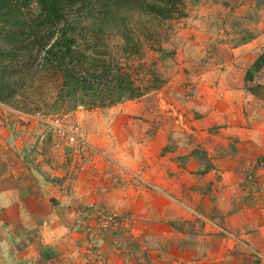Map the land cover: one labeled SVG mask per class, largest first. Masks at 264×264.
Listing matches in <instances>:
<instances>
[{
	"label": "crops",
	"instance_id": "0c3cea01",
	"mask_svg": "<svg viewBox=\"0 0 264 264\" xmlns=\"http://www.w3.org/2000/svg\"><path fill=\"white\" fill-rule=\"evenodd\" d=\"M224 27L222 41L236 39L226 50L230 62L198 68L188 85L169 80L157 91L102 108L114 132L102 147L114 162L91 160L71 182L77 163L70 149L50 141L39 149L17 115L0 116V264H97L98 256L110 264H138L137 251L146 250L169 264H264V112L242 83L264 51V29L244 43L237 33L243 27L234 30L235 38L227 20ZM190 67L196 70L191 59L177 75ZM153 94L168 105L167 118L162 113L150 128L137 117H144L141 101ZM98 110L77 115L93 126ZM250 165H256L252 182L246 178ZM135 170L161 191L131 189ZM101 205L126 218L106 236L79 226ZM187 206L205 222L193 221ZM217 225L236 233V241L224 239Z\"/></svg>",
	"mask_w": 264,
	"mask_h": 264
},
{
	"label": "trees",
	"instance_id": "16d2710c",
	"mask_svg": "<svg viewBox=\"0 0 264 264\" xmlns=\"http://www.w3.org/2000/svg\"><path fill=\"white\" fill-rule=\"evenodd\" d=\"M86 6L89 11L83 16L93 12L87 26L75 16ZM124 10L159 21L184 15L182 0H0V102L16 110L39 111L35 108L45 101L41 90L46 76L56 77L53 105L71 100V109L111 106L158 88L163 80L155 68L149 67L142 81L119 63L122 57L142 55L130 20H116ZM240 32L250 35L247 28ZM110 35L120 40L113 50L105 43ZM157 50L164 53L160 45ZM137 66L141 69L144 63ZM260 71L264 54L245 70V83ZM262 87L247 89L259 96L256 90Z\"/></svg>",
	"mask_w": 264,
	"mask_h": 264
},
{
	"label": "rangeland",
	"instance_id": "374dc122",
	"mask_svg": "<svg viewBox=\"0 0 264 264\" xmlns=\"http://www.w3.org/2000/svg\"><path fill=\"white\" fill-rule=\"evenodd\" d=\"M182 1H183L184 15H181L180 17L170 18V20L168 21H159L156 18L141 15L139 12H136L135 10H133L132 13H130L127 10H124L120 14L119 19H116V20H130L128 21V24L133 30L135 36L138 38L142 49L141 56L126 58V59L122 57L119 59V63L122 65V67L124 66L129 70H131L134 76L137 77L138 79L142 78V81H146L148 77L147 69L149 67L155 68L154 70L160 73L161 78L163 80V83L158 88L154 89L156 91L159 90L163 85H165V83H167V81L169 80L172 81L185 80L184 84L187 85L195 82L197 76H199V73H197L198 68L201 69L203 68V66L207 67L208 65H216L221 63V61L223 60H226V62H230L233 56L229 55L226 52V50L236 47L233 46V44H235L236 39H231L228 42L227 41L224 42L222 41L221 37H219V35H221V30H225L224 26L226 20L228 23V27L231 29L229 31L230 32L229 35L231 38H235L234 30L238 31L239 28L242 27L244 29L247 28L250 31V35H247V33L245 32L246 33V35L244 33L245 36H243V32H237L241 34L242 37H244L243 40L244 43L249 41L250 37L253 35L252 34L253 32L255 31L261 32L264 29V23L262 21L264 20V0H182ZM88 11H89L88 6H86V10L83 13H77L76 15L75 14L73 15H75L78 20H84L83 25L87 26L89 25L90 20H93L91 17L93 16L92 15L93 12L89 13L88 16H83V14H88ZM208 23H210V28L207 27ZM210 33H212V36L208 37V34ZM81 40L82 39H80V42ZM118 41L120 42V40H118V37L114 35H110L108 38L105 39V43L108 44L109 50L115 49L116 43ZM224 44H227L228 48L223 47L222 45ZM159 45L164 51L163 54H161V52L157 50ZM212 51L216 53L214 56L211 54L206 55V53H210ZM220 51L222 53L221 54L222 58L220 55ZM260 54H264V51L261 52ZM190 59L195 63L196 70L192 72V67H190L187 72H182V75L184 76L179 77L177 75V71H179L180 68H183V63L186 60H190ZM139 62L144 63V67L141 69H139L137 66ZM232 65L236 66V63H232ZM237 72L239 73V71ZM244 74L242 77L243 80L242 83H243V88L246 91H248L247 86H254L256 84H261L263 86L262 89L259 88L258 90H256V93L259 96L253 94L252 95L256 99L254 101L255 103L254 106L255 107L259 106L261 112H264V72L261 71L258 72L257 75L254 76L253 80L247 81V83H245ZM185 76L187 77L185 78ZM213 77L217 78V75L214 74ZM55 78L56 77H51V76L49 77L46 76L43 78L42 84L44 83V85L42 90L41 89L40 90L45 95L44 96L45 101L41 103L39 102L40 104L39 108H35V110L37 109L40 112H53V113L65 112L69 110L71 111L73 110L75 113H77L80 112L82 109L86 111H91L94 108L95 109L99 108L101 110V111L98 110L99 113L96 115L97 121L95 123L89 122L91 124H94L93 126H88V121L86 120L84 122L82 121L83 124L82 134L85 138L86 143L89 144L90 148L88 150H84L82 153L76 156L74 155L72 156L70 154L74 158V167H75V163H77L76 171L70 173L71 175L68 176L71 182L72 179L76 178L77 175H79V172H81L83 166L87 162H90L91 160L98 158L109 163L114 162L109 157L108 153L105 150V147H102L104 141L107 142L111 140V138L114 136V132L112 128L113 124L111 123L112 120L106 118L105 114L102 111V108L108 106L105 107L78 106L71 109V100H69V103L65 101L60 104L54 103L53 105L52 103L53 97L50 96L54 93V88L56 83ZM154 90H150L147 93H150L151 91ZM38 92L39 91H37V93ZM170 95L171 97H179L178 95H174L173 93H171ZM38 98H39V93H38ZM137 98H132L128 100H133ZM160 99H161L160 96L158 97L155 94H153L152 97L151 96L149 98L147 97L146 100L141 101L145 108L143 112L144 117L143 118L137 117V119H140V122L144 121L145 125H148L150 127L151 124H155L156 120H158L161 123L162 119H156V117L161 116L163 118L162 113H164L165 114L164 117L167 118V110L166 111L164 110L165 107L168 105H166V103H164ZM45 104H47L46 107H44ZM52 108H56V110ZM0 109L2 110V111L0 110V116H5L7 118L9 117L8 114H14L15 116L16 115L18 116L19 115L18 111H21L10 108L1 102H0ZM21 112H25V111H21ZM26 112H31V110L30 111L26 110ZM17 119L19 118L17 117ZM97 126H99L98 130H100V134L98 133L97 130H94L97 129ZM33 130L34 128L30 127V129L27 131H31L32 133ZM49 141L51 142V144L54 143V141L52 140ZM37 147L39 149H42V145L40 146L37 145ZM71 152L72 151L70 150V153ZM251 166L252 165H250V172L247 174L246 177L247 180H249L250 182H252V180L254 179V175H255L254 167L256 165L252 167ZM144 177L145 176L142 174L140 170L132 171L128 177L129 179L128 185L130 186L131 189H143V190L156 189L161 191L156 185L149 182ZM171 200L175 202L173 198ZM187 207L191 208L190 206ZM187 207H186V211H187ZM99 212H100V216L105 217L106 214L114 213L116 211H114L113 209H108L104 205H101V207H98V210L96 212L92 211L91 215H87L89 216V218L86 216L85 218L81 219V221H85V222L83 225L79 224V226L86 225L85 227H82L83 230L86 229L87 231H89V229H91L90 234L92 235H94L95 233L98 235L106 236L109 233L108 230L110 226L124 223L126 219L125 216L120 215L118 212H116L119 214L118 216H116L117 220H114L113 222H109L104 217H99L98 215ZM187 213L189 214L191 219L194 217L191 212L187 211ZM87 220L88 222H86ZM192 220L195 222H200V220L196 217H194ZM216 228H217V232L224 239L226 238L231 241H236L237 239L236 233H233L232 230L230 231L221 225H217ZM223 230H225L226 232H223ZM226 233H231L232 236L229 237L230 235ZM90 234H88L87 237H89ZM88 239L90 240V237ZM108 244H110L114 248V250L110 249L111 251L120 253L118 243L114 241H109L107 245ZM90 248L91 247H88V250H90ZM152 250L153 249H151V251ZM164 252H160V253H164ZM137 254H138L137 255L138 264H169V259H166L161 263L160 255H158L157 258V256L150 254L148 250H146L143 255L138 251ZM253 254L258 256V253L256 251ZM132 256L136 258L135 253L132 254ZM97 260L99 262L97 264H110L111 262L110 259L107 257L105 258L98 256Z\"/></svg>",
	"mask_w": 264,
	"mask_h": 264
},
{
	"label": "built area",
	"instance_id": "2783aa9c",
	"mask_svg": "<svg viewBox=\"0 0 264 264\" xmlns=\"http://www.w3.org/2000/svg\"><path fill=\"white\" fill-rule=\"evenodd\" d=\"M21 115L24 128L28 130L30 127L36 129V142L39 145L43 144L48 138L58 139L70 147L74 156L90 148L82 134V121L73 110L59 113L37 111L34 113H22ZM187 211L191 212L194 217L204 220L203 216L192 208L187 207ZM98 215L99 217H104L100 216V213ZM118 215L116 212L108 213L104 218L109 222H113L117 220L116 216ZM77 222H80V220H77ZM223 232L226 231L223 230ZM226 234L230 235L229 237L232 236L231 233Z\"/></svg>",
	"mask_w": 264,
	"mask_h": 264
},
{
	"label": "clouds",
	"instance_id": "9594fccd",
	"mask_svg": "<svg viewBox=\"0 0 264 264\" xmlns=\"http://www.w3.org/2000/svg\"><path fill=\"white\" fill-rule=\"evenodd\" d=\"M19 112V115H18V121L21 123V125H22V120H21V114L22 113H34V112H37V111H33V112H21V111H18ZM40 112V111H39ZM46 113H53V112H46ZM24 130H28V129H26V128H24ZM33 132H34V134H35V143H36V145H39V144H37V142H36V133H37V131H36V129H34L33 130ZM49 140H52V141H54V143H53V145H63L64 147H67V148H70L69 146H67L64 142H62V141H60V140H58V139H55V140H53L52 138H48L45 142H47V141H49ZM44 142V143H45ZM43 143V144H44ZM40 145H42V144H40ZM39 145V146H40ZM71 150V149H70ZM194 210V209H193ZM196 211V210H195ZM197 212V211H196ZM199 213V212H198ZM201 214V213H200ZM202 215V214H201ZM203 216V215H202ZM203 218H204V216H203ZM200 220V219H199ZM200 222H205V218H204V220H200Z\"/></svg>",
	"mask_w": 264,
	"mask_h": 264
}]
</instances>
